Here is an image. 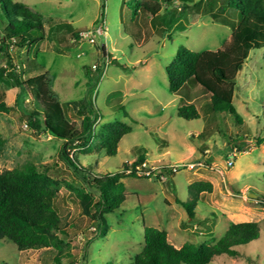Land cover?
Segmentation results:
<instances>
[{"label":"rangeland","instance_id":"374dc122","mask_svg":"<svg viewBox=\"0 0 264 264\" xmlns=\"http://www.w3.org/2000/svg\"><path fill=\"white\" fill-rule=\"evenodd\" d=\"M13 1L42 21L47 32L38 46L11 48L21 74L34 77L48 71L62 103L85 99L101 114L89 146L72 147L75 159L100 175L122 171L140 154L150 166L193 168H180L167 182L123 179L126 201L105 214L107 235L94 238V209L86 212L83 203L91 194L62 159L63 141L50 133L33 134L23 111L34 110L35 101L25 95L23 106H16L19 90L12 79L3 77L0 97L12 109L0 112V135L5 139L0 171L34 164L45 173L57 192L55 204L66 235L62 252L19 251L11 241L0 240V264H133L143 249L146 227L165 230L169 241L180 248L186 243L214 244L232 221L259 223L260 238L238 248L243 257L220 255L210 264H264V48L250 53L236 79L233 105L243 124L230 113H211L210 95L192 84L183 91L194 99L201 118L186 120L179 109L190 100L170 93L166 68L181 46L215 52L230 42L231 28L212 18L213 0L165 6L155 22L138 7L149 0ZM218 10L219 5L214 12ZM218 16L234 19L228 12ZM3 30L0 23V34ZM73 31L89 32V37L76 43ZM6 60L1 54L0 68H7ZM67 111L68 119L80 127L83 116L73 106L68 105ZM115 122L133 131L122 139L118 154L109 157L97 132ZM231 138L239 148L228 146ZM198 181L212 182L214 190L199 195L192 220L177 199L194 201L190 185Z\"/></svg>","mask_w":264,"mask_h":264},{"label":"trees","instance_id":"16d2710c","mask_svg":"<svg viewBox=\"0 0 264 264\" xmlns=\"http://www.w3.org/2000/svg\"><path fill=\"white\" fill-rule=\"evenodd\" d=\"M193 0H149L138 3L156 20L163 7L172 6L177 2L191 3ZM211 6L214 22L229 26L232 30L231 40L219 51L193 52L184 46L179 47L171 65L166 68L169 91L173 95L190 100L188 105L179 109L180 117L186 120H198L200 111L184 93L187 84L200 86L201 90L210 95L208 110L213 113H230L236 121L243 124L233 101L236 91V79L246 64L250 53L264 48V0H213ZM219 5L220 10L214 12ZM228 12L232 19L219 18V13ZM155 22V21H154ZM0 23L4 30L0 34V55L7 60V68H0V79H12L18 88L16 106H23L25 95H30L37 107L23 116L28 128L34 135L50 133L63 141L60 155L84 183L91 196L83 203L86 212L93 207L91 216L96 221L94 238L107 235L108 223L105 214L114 213L126 201V188L122 181L128 177L140 178L134 167L142 164L146 156L140 154L133 160V169L128 164L116 174H95L89 167L82 165L72 156V147H87L93 138L94 123L101 118L99 110L93 108L85 99L74 101L73 104L62 103L52 89L49 72L44 71L34 77H28L18 70L13 50L29 49L38 46L46 39L45 25L34 18L21 4L13 0H0ZM81 31H73L76 43L83 41ZM24 76V78H22ZM83 116L79 127L68 119V105ZM12 107L0 97V112L10 111ZM119 109H124L120 107ZM132 127L123 122L105 125L97 132L98 138L105 141L103 149L109 157L118 154L121 141L131 134ZM261 141V140H260ZM236 139L229 140V147L234 150ZM5 146V139L0 135V159ZM130 171V172H128ZM158 181V180H157ZM190 191L196 195L194 201L185 203L177 199L190 219L196 218L199 195L213 191V184L206 181L194 182ZM57 192L53 182L39 171L34 164L22 168L0 171V240H9L19 251H38L54 249L62 252L63 219L55 204ZM91 237L89 242L93 239ZM260 238V225L257 222L232 223L225 235L214 244L196 245L186 243L181 248L175 247L168 239L165 230L146 227L144 246L134 258L133 264H210L215 257L229 255L243 257L238 248ZM252 263V258H246ZM59 262L60 260L56 258Z\"/></svg>","mask_w":264,"mask_h":264},{"label":"built area","instance_id":"2783aa9c","mask_svg":"<svg viewBox=\"0 0 264 264\" xmlns=\"http://www.w3.org/2000/svg\"><path fill=\"white\" fill-rule=\"evenodd\" d=\"M99 33H104L102 29H97ZM81 37L88 38L89 32H81ZM94 69H96V66H93ZM128 164V167L130 170L133 169V162H126ZM230 165L232 166L233 163L230 162ZM183 167H191L193 168V165L189 164H164L161 166H150L146 164V161L142 164L137 165L134 167V169L139 172V175L141 177H145L147 179H155L161 182H167L171 177L176 175L180 168ZM130 172V171H128Z\"/></svg>","mask_w":264,"mask_h":264},{"label":"crops","instance_id":"0c3cea01","mask_svg":"<svg viewBox=\"0 0 264 264\" xmlns=\"http://www.w3.org/2000/svg\"><path fill=\"white\" fill-rule=\"evenodd\" d=\"M120 149V148H119ZM212 183V182H211ZM213 190H214V186H213ZM249 222H253V221H249ZM232 223H235V224H238V223H244V222H234V221H232V222H230V225L232 224ZM229 225V226H230ZM229 228V227H228ZM228 230V229H227ZM181 248V247H180Z\"/></svg>","mask_w":264,"mask_h":264},{"label":"water","instance_id":"95a60500","mask_svg":"<svg viewBox=\"0 0 264 264\" xmlns=\"http://www.w3.org/2000/svg\"><path fill=\"white\" fill-rule=\"evenodd\" d=\"M253 196H255V195L253 194Z\"/></svg>","mask_w":264,"mask_h":264}]
</instances>
